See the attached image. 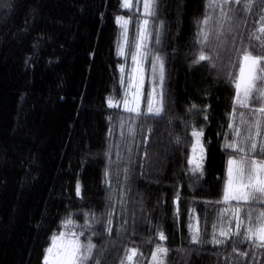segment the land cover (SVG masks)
Returning <instances> with one entry per match:
<instances>
[{
	"label": "trees",
	"instance_id": "obj_1",
	"mask_svg": "<svg viewBox=\"0 0 264 264\" xmlns=\"http://www.w3.org/2000/svg\"><path fill=\"white\" fill-rule=\"evenodd\" d=\"M122 3L0 0V264H43L54 236L82 230L80 241L97 245L102 264H120L133 248L125 264H157L156 244L169 249L165 264H264L257 240L192 243L189 228L197 214L208 238L213 214L227 206L216 201L231 152L228 65L260 44L252 33L264 40V0L250 11L244 0L231 6L228 21L214 0H156L149 55L164 61V111L135 119L108 105L128 91L116 18L136 13ZM201 51L211 61L194 63ZM245 110L237 107L235 125ZM194 129L203 130L202 174L188 163Z\"/></svg>",
	"mask_w": 264,
	"mask_h": 264
},
{
	"label": "snow or ice",
	"instance_id": "obj_2",
	"mask_svg": "<svg viewBox=\"0 0 264 264\" xmlns=\"http://www.w3.org/2000/svg\"><path fill=\"white\" fill-rule=\"evenodd\" d=\"M253 0H215L214 6L220 9V19L221 20H232L233 16L229 13H234L233 5H241L242 10L250 11ZM156 0H135V5H133V0H123L122 7L132 9L135 7L137 11L143 8V16L145 17L142 21L137 19V31L135 39L131 43V47L134 49L132 51L131 57L134 63H137V53L143 47L142 42H146L150 36L147 30V25L149 20L147 17L155 15L154 5ZM264 20V15L260 17ZM117 23H121L123 28L122 37L125 44L128 43V28L127 25L129 20H126L123 16H118L116 18ZM208 18L206 17L201 23L206 25ZM141 27L143 31H141ZM231 32V28H229ZM259 33L264 34V26L258 29ZM217 35V39H219ZM200 36L202 38L201 42L208 40V33L201 31ZM252 39L259 40L260 44L251 45V50L249 48H244L238 57L237 62L230 63L228 65L227 78L229 82L234 86V107L230 115V120L232 124V139L231 141H225V147L230 149L229 159L226 163V177L223 181L222 187V199L216 201V203H224L227 207L219 209L218 215L224 216L229 211L232 213V219L226 221L227 230L224 227L219 229V235L225 237V240L217 239L213 235V240L210 243H215L217 245L224 244L227 240L231 239L232 235L242 236L245 241L257 240L260 243L258 247H264V210H260L253 215L252 206L257 203L264 204V40L261 39L260 35L252 33L250 37V42ZM156 43H159V39H156ZM119 54L124 55L123 47H119ZM142 57H145L146 53H140ZM211 57L204 54L201 51L197 60L194 63H199L200 61H211ZM155 63L152 64L153 73L156 72L157 65L159 66V85L161 87V92L158 94L159 98L156 99V107H153V98L151 94L145 98L146 110L141 112L140 103L141 96L137 92L131 93V99H129L128 91L120 97V100L115 104L113 103V98L109 97L108 105L109 107H120L122 104L124 109L129 113H134L133 119L141 115H151L153 117H160L164 111L162 99H163V82H164V62L160 55H154ZM215 66L214 64L212 65ZM121 73L124 72V67H120ZM136 69L133 68V72ZM131 80V77H130ZM141 85L143 77H140ZM120 83L123 84V76H121ZM132 85L129 83V88ZM155 92V88L152 90ZM195 107V105L193 106ZM237 107L240 109H248L251 114V118L245 119V113L243 111L238 113L239 116V126H234L236 123ZM257 114H260V118H257ZM207 117H205L206 119ZM131 126L129 127V133H133ZM192 137L196 139V143L192 145L193 156L188 159V163L194 165L190 169L191 172L203 173L202 161L204 159L203 152L204 148L201 144L200 138L203 136V130L200 131L193 130L191 133ZM179 143V140H177ZM200 145V156L196 157V145ZM107 176V173L105 174ZM107 183V180H106ZM77 194L80 193V185H77ZM231 201H236V204H231ZM176 202L178 204L179 197L177 196ZM243 202V203H241ZM244 205H248L247 210L243 212V217L241 214V209ZM177 212L179 208L177 207ZM94 215V214H93ZM233 220L236 221L233 226ZM98 223L100 221H97ZM247 222L243 233L240 231L242 224ZM66 223H72L71 220L66 221ZM112 220L109 218L107 220L106 231L111 233ZM82 227H90L89 225ZM190 230L192 225H189ZM216 228V225H213ZM84 231L79 233L71 232L68 237L65 238V233L61 232L58 236L52 238V245L48 247L46 255L44 257L43 264H102L98 255L94 250L97 249V245L91 242L89 238L87 243L80 241L79 236H83ZM94 228L91 230L90 235H96ZM159 238L161 240H166L167 237L161 231L159 233ZM192 243H201L200 229L197 226L195 231L192 232L190 237ZM152 243V241H149ZM235 250V249H233ZM130 254H127L124 260H121L120 264H125V261H131L134 256L137 255V249L133 248L129 250ZM169 249L163 245L156 244L155 251L151 253L152 260L156 261L157 264H165V259L167 258ZM142 256L143 254L140 253ZM241 255H247L246 253H241Z\"/></svg>",
	"mask_w": 264,
	"mask_h": 264
},
{
	"label": "rangeland",
	"instance_id": "obj_3",
	"mask_svg": "<svg viewBox=\"0 0 264 264\" xmlns=\"http://www.w3.org/2000/svg\"><path fill=\"white\" fill-rule=\"evenodd\" d=\"M123 1V0H122ZM215 3V0H214ZM133 5H135V0H133ZM125 8V7H123ZM129 9V8H128ZM135 11V17H130V16H123L126 20H129V23L127 25L128 28V43L125 44L123 42V37H121V43L120 46L123 47V51H124V59L126 60L125 63L123 64L124 67V77L128 86V93H129V99H131V93L133 92H137L138 90V94L141 96V103H140V110H146V105H145V98H147L149 96V94H151L152 98H153V107H156V99L159 98L158 94L161 92V87L158 83L159 81V66L157 65V69L156 72L153 73L152 71V64L155 63L154 61V55L153 57H151V55H149V46L152 44V36H151V17L149 16L147 17V19L149 20V24L147 25V30L150 33V36L148 38V40L146 42H142L143 43V47L138 51L137 53V63H134L131 57V52L134 51V49L131 47V43L132 41L135 39V35H136V31H137V19L139 18L141 21L145 18L143 16V8L141 7V9L139 11H137L135 9V7L132 8ZM122 23V22H121ZM261 26H264V20H261L259 28ZM141 31H143V28L141 27L140 29ZM122 32H123V28H122ZM140 53H146L147 55L145 57H142L140 55ZM157 55V54H155ZM164 62V61H163ZM133 68L136 69L135 72H133ZM164 79H165V66H164ZM143 77L142 80V85H141V80L140 77ZM131 77V80H130ZM129 83H131L132 87L129 88ZM153 88H155V92H153ZM163 95H164V82H163ZM162 104H163V99H162ZM120 106L123 107V105L121 104ZM124 108V107H123ZM245 119H249L251 118V114L249 113V110L246 109L245 110ZM257 118H260V114H257ZM235 126H239V123L236 124ZM201 140V144L202 143V137L200 138ZM231 141V140H230ZM229 141V142H230ZM196 143V139L194 141V144ZM204 148V147H203ZM200 145L197 144L196 145V157L199 158L200 156ZM193 156V153L191 154V157ZM203 156H204V152H203ZM227 206H221L220 208L217 209V211L213 214L212 217V229L210 232V235L208 236V238L204 237V231L201 228V224L199 221V218L197 216V214H194L193 216V222H192V232L195 231L196 227L198 226L200 229V237H201V241L202 242H208V241H212L213 240V235H215V237L217 239H221V240H225V237H221L219 235V229L221 227H224L225 230H227V225H226V221L232 219V213L231 211H229L227 214H225L224 216H219L218 215V210L225 208ZM247 210V209H241V214L243 217V212ZM253 211V215L255 216L256 213L260 210H252ZM236 221L233 220V226L235 225ZM247 222H245L244 224H242L240 231L243 233L244 228L246 227ZM213 225H216V228H213ZM65 233V238L68 237V232H63ZM58 236V235H57ZM215 244V243H213ZM52 245V241L50 246ZM49 246V247H50Z\"/></svg>",
	"mask_w": 264,
	"mask_h": 264
}]
</instances>
